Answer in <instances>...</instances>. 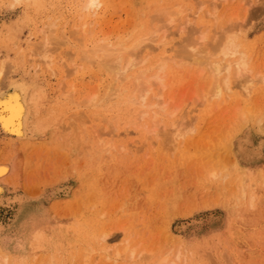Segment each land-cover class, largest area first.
<instances>
[{
  "label": "rangeland",
  "instance_id": "obj_1",
  "mask_svg": "<svg viewBox=\"0 0 264 264\" xmlns=\"http://www.w3.org/2000/svg\"><path fill=\"white\" fill-rule=\"evenodd\" d=\"M86 2L0 0V94L29 93L19 132L0 122V252L13 264H264V0ZM226 37L248 60L243 80L213 67ZM105 40L138 44L123 85L86 54ZM151 78L144 102L134 86ZM106 85L109 97L119 87L111 100ZM156 101L166 117H152ZM105 236L123 257H100Z\"/></svg>",
  "mask_w": 264,
  "mask_h": 264
},
{
  "label": "bare ground",
  "instance_id": "obj_2",
  "mask_svg": "<svg viewBox=\"0 0 264 264\" xmlns=\"http://www.w3.org/2000/svg\"><path fill=\"white\" fill-rule=\"evenodd\" d=\"M26 1V0H25ZM27 1H29V0H27ZM101 5H102V3H101V0H87V2H86V4H85V6L82 8L83 10L85 9V10H87V11H93V13L95 12L96 13V9H99L100 7H101ZM167 13H169V10H168V12ZM166 13V14H167ZM168 15V14H167ZM166 16V15H165ZM173 17H174V15H173ZM175 17H176V15H175ZM174 19L175 18H173V20L172 21H174ZM177 20H178V18H177ZM176 20V21H177ZM171 21V22H172ZM174 23V22H173ZM87 24V23H86ZM91 24V23H90ZM89 26V25H88ZM82 27V26H81ZM87 28V27H86ZM66 29V28H65ZM83 29V28H82ZM89 29V28H88ZM70 31V30H69ZM78 31V30H77ZM80 31H84V30H80ZM80 31H78V32H80ZM89 31V30H88ZM92 31V30H91ZM85 32V31H84ZM65 32H63V34H64ZM82 33V32H81ZM88 33V32H87ZM60 35H62V33L60 32L59 33ZM72 34V33H71ZM77 34H79V33H77ZM82 35V34H81ZM89 35V34H88ZM88 35H87V37H88ZM96 35H98V34H96ZM227 35H230V34H227ZM68 36V35H67ZM95 36V35H94ZM223 36V35H222ZM50 37V36H49ZM64 35H63V39H64ZM86 37V36H85ZM56 38V37H55ZM60 39L59 38V36H58V43H62L63 41V39ZM75 38H77V37H75ZM80 38V37H79ZM119 38V37H118ZM206 39H207V37H205ZM227 38L229 39V37H226V40H227ZM55 39V40H56ZM83 39H84V37H83ZM92 39V38H91ZM204 39V38H203ZM232 39V38H231ZM234 39V38H233ZM62 42H61V41ZM71 40V39H70ZM121 40V39H120ZM118 41V43H120L119 45H118V43L117 44H111L110 42H106V40H105V42L103 41V45H101L100 43H96L97 45H99L100 44V46H96V47H94L95 45H93V47L94 48H92L91 50H86V54L88 55V56H91V58H97L99 61H100V63L99 64H103L104 66H106V68L108 69V70H106V71H112V72H117L116 73V75L118 76H116L115 75V77L116 78H114L113 77V83L112 84H114L115 83V80L117 79V78H120L121 79V77H122V79L120 80V82H119V84L121 85L123 82L122 81H124L125 79H127L126 77H124V76H122V75H125V70L127 71V70H130V69H132L133 67H138L137 65L135 66V60H134V58H133V56H132V53H135L134 51H136L137 50V47H138V44H136L135 46H131V48L133 49V47H134V49L132 50V53H131V50H130V47L128 48V47H125V45H124V43H122V42H124V41ZM230 40V39H229ZM48 41V40H47ZM64 41H66V39H64ZM97 41H98V39H97ZM96 41V42H97ZM204 41V40H203ZM207 41V40H206ZM216 41V40H215ZM223 41H225V39L223 40ZM228 41V40H227ZM56 42V41H55ZM95 42V41H94ZM219 42V41H218ZM57 43V42H56ZM203 43V42H202ZM224 43V42H223ZM65 44V43H64ZM127 44V43H126ZM204 44V43H203ZM203 44H199V46H200V48L199 47H196V48H198V49H196V48H194L193 47V50L192 51H195V53L194 54H190L194 59H196V60H204L205 58L207 59V49L206 48H208V47H206V48H204L205 47V44L203 45ZM213 44H217L216 42H214ZM83 45V44H82ZM114 45H118L119 46V48L117 47H114ZM127 46V45H126ZM198 46V45H197ZM216 46V45H215ZM221 46H223V47H221ZM236 46H238V45H236ZM74 47V46H73ZM85 47H87V46H85ZM91 47V46H90ZM213 47V46H212ZM218 47H221L222 49L220 50ZM77 48V47H76ZM127 48H128V50L130 51V52H128V50H127ZM209 49V48H208ZM213 49V48H212ZM215 49H219L218 50V52H220L221 53V55H222V58H223V56L226 58L227 57V62H226V65H224V64H222V63H218V61H217V63L213 66L214 68H215V71L217 72V76H219L222 72H223V70L225 71V69H227L226 71H233V69L235 70V74L236 75H238L240 78L239 79H242V78H244V77H247L248 76V74H249V70H248V60L246 61V57H245V55H243L242 56V54H239V53H237V49H236V47L234 46V44L233 43H231L230 41H228V42H225V44H223L222 45V41H221V43L219 44V46L217 45L216 46V48ZM55 50V49H54ZM57 51V50H56ZM76 51V50H75ZM188 51H189V49H188ZM211 51V50H210ZM213 51V50H212ZM69 52V51H68ZM187 52V51H186ZM240 52V51H239ZM188 53V52H187ZM186 53V54H187ZM190 53V52H189ZM188 53V54H189ZM193 53V52H192ZM220 53H217V55H219ZM187 54V55H188ZM206 55V57H205V55ZM211 54V53H210ZM215 54V53H214ZM236 54H239L241 57L238 59V60H236V61H228L229 59L228 58H233V57H235L236 56ZM40 55V54H39ZM69 55V54H68ZM71 55V54H70ZM73 55H74V53H73ZM203 55H204V57H203ZM209 55V54H208ZM216 55V54H215ZM216 55V56H217ZM48 56V55H47ZM47 56H46V58H47ZM66 56V55H65ZM44 57V56H43ZM135 57V56H134ZM48 59V58H47ZM80 59V58H79ZM187 59V58H186ZM215 59V58H214ZM224 59V58H223ZM249 59V58H248ZM50 60V59H49ZM71 60V59H70ZM128 60V61H127ZM136 60L138 61L139 59H138V57H136ZM51 61V60H50ZM89 61V63H90V60H88ZM127 62V65H126V67H124L123 68V62ZM214 61V60H213ZM48 62V61H47ZM93 62V61H92ZM210 62V61H209ZM215 62V61H214ZM72 63V62H71ZM81 63V62H80ZM95 63V62H94ZM139 63H141V62H139ZM211 63V62H210ZM98 64V63H97ZM202 64V63H201ZM212 64V63H211ZM90 65V64H89ZM64 66V65H63ZM75 66V65H74ZM101 66V65H100ZM225 66V68H223ZM44 67V66H43ZM66 67V66H65ZM102 67L103 66H101V69H102ZM73 68V67H72ZM104 68V67H103ZM105 68V69H106ZM210 68H212V67H210ZM38 69V68H37ZM56 69V68H55ZM80 69V68H79ZM100 69V70H101ZM213 69V68H212ZM151 70V69H150ZM52 71V70H51ZM50 71V72H51ZM104 71V70H103ZM110 71V72H111ZM36 72V71H35ZM38 73H39V71H37ZM36 72V73H37ZM55 72V71H54ZM67 72V71H66ZM109 72V73H110ZM128 72V71H127ZM131 72V71H130ZM134 72H136V71H134ZM141 72V71H140ZM140 72H137V73H139L140 75L142 74V72L140 73ZM159 72V71H158ZM213 72V71H212ZM37 73V74H38ZM52 73V72H51ZM68 73V72H67ZM69 73H71V70H70V72ZM77 73V72H76ZM132 73V72H131ZM214 73V72H213ZM120 74H121V76H120ZM146 74V73H145ZM227 74V73H226ZM2 75V74H1ZM57 75V74H56ZM128 75V74H127ZM127 75H125V76H127ZM134 75H135V73H134ZM137 75L138 74H136V77H134L135 79L136 78H139V75H138V77H137ZM214 75H216V74H214ZM228 75H229V73H228ZM235 75V76H236ZM52 76H53V74H52ZM66 76V75H65ZM95 76V75H94ZM97 76V75H96ZM142 76V75H141ZM150 76V75H149ZM156 76V75H155ZM155 76H154V78H155ZM158 76V78H159V75H157ZM156 76V77H157ZM210 76H211V74H210ZM209 76V77H210ZM250 76V75H249ZM259 76V75H258ZM78 77V76H77ZM129 77H131V75L129 76ZM128 77V78H129ZM214 77V76H213ZM67 78V77H66ZM79 78V77H78ZM96 78V77H95ZM132 78V77H131ZM158 78H156V80H158ZM218 78L219 77H217V78H214V80H213V83H212V86L216 89V90H218V91H220V86H219V84L217 83V80H218ZM264 78V77H263ZM115 79V80H114ZM161 79V78H160ZM162 79H164V78H162ZM9 80V79H8ZM129 80V79H128ZM149 80H150V77H149ZM149 80H145L144 82H142V80H140V79H138V84H135V88H137V86L136 85H138V88H139V90H141L142 92H143V94L141 95L142 96V99H143V101L145 102V99L148 97V95L153 91V87L154 86H156V85H153V82H152V78H151V81H149ZM222 80V79H221ZM225 80H229V78L228 79H225ZM243 80V79H242ZM264 80V79H263ZM60 81V80H59ZM73 82H74V80H72ZM71 81V82H72ZM83 81V80H82ZM97 81V80H96ZM135 81V80H134ZM161 81H163V80H161ZM161 81H159V82H161ZM223 81V80H222ZM248 81H249V79H248ZM72 82V83H73ZM81 82V81H80ZM122 82V83H121ZM154 82H155V79H154ZM158 82V83H159ZM212 82V81H211ZM230 82V81H229ZM229 82H228V84H229ZM20 83V82H19ZM162 83V82H161ZM225 83H226V81H225ZM93 84V83H92ZM111 83H108V86H109V88H111V85H110ZM118 84V85H119ZM250 84V83H249ZM30 85V84H29ZM81 85V84H80ZM116 85H117V83H116ZM123 85V84H122ZM160 85V84H159ZM226 85V84H225ZM9 86V85H8ZM84 86H86V85H84ZM99 86H101L100 84H99ZM108 86L106 85V86H104V87H106V88H104L103 87V89H105L104 90V92L105 93H100V94H103V95H107V96H105V97H108L110 100L112 99V97L114 96V94H115V90H119L118 88L117 89H114V94H113V92H112V94H109L110 95V97L108 96V93L106 94V92L107 91H110V90H112L113 91V88H116V86H113L112 87V89H110V90H108ZM161 86V85H160ZM240 86H241V84H240ZM59 87V86H58ZM78 87V86H77ZM77 87H75V88H77ZM161 87H163V85L161 86ZM165 87L166 86H164V88H163V90L165 89ZM227 87H228V85H227ZM248 87H249V85H248ZM251 87V86H250ZM37 88V87H36ZM65 88V87H64ZM120 88H122V87H120ZM137 88V89H138ZM6 89V88H5ZM27 88H25L24 89V87H20V86H16L15 88H14V90L11 92V94H10V96H9V98H7L6 96H4V94H0V105H1V108L3 109L2 110V112H0V122H1V125L3 126V128H4V130L5 131H7V132H19V128L23 125V123H24V121H25V119H24V121H23V123H21V114L22 113H24V114H27L28 113V106H27V99H28V95H29V93H28V89L26 90ZM30 89V88H29ZM98 89V88H97ZM107 89V90H106ZM222 89V88H221ZM224 89H225V87H224ZM245 89H248V88H245ZM31 90H33L32 88H31ZM56 90H57V88H56ZM76 90V89H75ZM75 90H73V91H71V89H70V91L72 92V94H73V92L75 93ZM160 90V89H159ZM159 90H157V93H158V91ZM69 91V90H68ZM69 91V92H70ZM93 91H96V90H94L93 89ZM138 91V90H137ZM250 92H251V90H249ZM249 91H247V92H249ZM4 92V91H3ZM69 92H68V96H71L70 94H69ZM83 92V91H82ZM101 92H103V91H101ZM119 92V91H118ZM122 92V91H121ZM163 92V91H162ZM161 92V93H162ZM5 93V92H4ZM79 93V92H78ZM96 93H98L97 91H96ZM153 93V92H152ZM221 93V92H220ZM64 94V93H63ZM82 94V93H81ZM89 94V93H88ZM99 94V95H100ZM121 94V93H120ZM118 95V96H121V95ZM65 95V94H64ZM94 95L96 96V94H95V92H94ZM98 95V96H99ZM111 95H113V96H111ZM116 95V94H115ZM137 95V94H136ZM138 97H139V95H137ZM156 96V95H155ZM72 97V96H71ZM79 97V96H78ZM87 97H88V95H87ZM85 98V99H83L84 100V103H85V105H87L86 104V102H88V100L87 99H89V97L88 98ZM94 97V96H93ZM105 97H103L102 98V96H101V98L100 99H102V101L103 100H105V101H103L104 103L107 101L108 102V98H107V100H106V98ZM115 97V96H114ZM131 97V96H130ZM129 97V98H130ZM153 97V96H152ZM84 98V97H83ZM63 99V98H62ZM91 99H93V98H91ZM90 99V102H94V99H93V101ZM99 99V98H98ZM114 99V98H113ZM137 99V98H136ZM139 99V98H138ZM72 100H73V98H72ZM87 100V101H86ZM130 101H131V103L132 104H134V105H137L136 103H133L132 101H135V99H129ZM128 100V102H130ZM141 100V99H140ZM68 101V100H67ZM86 101V102H85ZM96 101V100H95ZM98 101V100H97ZM142 101V100H141ZM141 102V104L143 105V103L144 102ZM149 101V100H148ZM71 102V101H70ZM72 102H74V101H72ZM77 102V101H76ZM80 102H83L82 100H80ZM90 102H88V103H90ZM100 102V101H99ZM97 103L98 105H101V106H103L104 105V103H103V105L102 104H100V103ZM118 102V101H117ZM161 102H163L162 101V99H161ZM63 103L64 102H62V107H63ZM66 103H68V102H66ZM84 103H82V107H85V106H83V104ZM102 103V102H101ZM138 103V102H137ZM72 104V103H71ZM75 104V103H74ZM81 104V103H80ZM93 104V105H92ZM92 104H89V106H93V107H91V108H94V103H92ZM96 104V105H97ZM106 104V103H105ZM151 104V103H150ZM150 104H148V106L150 105ZM157 104V105H156ZM158 104L159 103H157V101L155 102V104H153L152 103V105H154V106H149L150 108H151V113H153L152 112V107H155V105L156 106H158ZM70 105V104H69ZM96 105H95V107H96ZM145 105V104H144ZM161 105V104H160ZM159 105V107L160 108H158V111H156V113L154 112L151 116L154 118H156L157 116H155V115H158L159 114V111H162V114L160 113L159 115L160 116H164V117H166L165 116V114L166 113H164V107L166 106L165 104H163V106H162V108H161V106ZM165 105V106H164ZM72 106V105H71ZM78 106H80L79 105V102H78ZM100 106V107H101ZM147 106V105H146ZM68 107V106H67ZM143 107V106H142ZM145 107V106H144ZM149 107H145L146 108V110L145 111H147L148 109H150ZM86 108H88L87 106H86ZM96 108H98V107H96ZM103 108V107H102ZM90 109V108H89ZM88 109V110H89ZM98 109H100V108H98ZM161 109V110H160ZM163 109V110H162ZM87 110V109H86ZM102 110V109H101ZM76 111V110H75ZM84 111V110H83ZM73 112V111H72ZM158 112V113H157ZM175 112H177V111H175ZM87 113H89V112H87ZM101 113H104V112H101ZM168 113V112H167ZM171 114V113H170ZM73 115V114H72ZM77 115V114H76ZM103 115V114H102ZM173 115H174V112H173ZM172 115V116H173ZM249 115V114H248ZM28 116H29V113H28ZM78 117H79V114L77 115ZM82 116V115H81ZM90 116V115H89ZM94 116V115H93ZM69 117V116H68ZM92 117V116H91ZM97 117V116H96ZM95 116L94 117H92V118H94V120H95V118H96ZM102 117V116H101ZM25 118V117H24ZM28 118V117H27ZM82 118H84L83 116H82ZM106 118H107V116H106ZM152 118V119H153ZM154 118V119H155ZM158 118V117H157ZM161 118V117H160ZM172 118V117H171ZM44 120L46 119V118H43ZM57 119V118H56ZM102 119L104 120L105 119V117L103 118L102 117ZM142 119V118H141ZM27 120V119H26ZM31 119H29V121H30ZM48 120V119H47ZM69 120V119H68ZM86 120V119H85ZM28 121V122H29ZM58 121V120H57ZM71 121H72V119H71ZM84 121V120H83ZM102 121V120H101ZM152 121H155V120H152ZM161 121V120H160ZM174 121V120H173ZM27 122V123H28ZM45 122H46V120H45ZM73 122V121H72ZM157 122V121H156ZM179 122V121H178ZM244 122V121H243ZM61 123V122H60ZM74 123H75V121H74ZM158 123V122H157ZM175 123L176 122H173V126L175 127L176 125H175ZM82 124V123H81ZM84 124V123H83ZM106 124V123H105ZM165 125V124H164ZM68 126H69V124H68ZM71 126V125H70ZM76 126H77V124H76ZM105 126V125H104ZM166 126V125H165ZM31 127V126H30ZM92 127V126H91ZM178 127V126H177ZM26 128V127H25ZM69 128V127H68ZM92 128H94V127H92ZM105 128H106V126H105ZM104 128V129H105ZM176 128V127H175ZM29 129V128H28ZM103 129V128H102ZM158 129H159V127H158ZM95 130V129H94ZM177 130V134H179V135H182V130H180V128L178 127V129H176ZM102 130H100V132H101ZM155 131V130H154ZM160 131V130H159ZM184 131V130H183ZM34 132V131H33ZM150 132H152V131H150ZM93 133H95V131L93 132ZM99 133V132H98ZM161 133V132H160ZM159 133V134H160ZM163 133V132H162ZM161 133V134H162ZM185 133V132H184ZM5 134V133H4ZM8 134V133H7ZM41 134V133H40ZM155 135V134H154ZM175 135V134H174ZM185 135V134H184ZM178 138V135H175V137L174 138ZM151 138V137H150ZM22 139V138H21ZM27 139V138H26ZM12 141V140H11ZM175 141V140H174ZM173 141V142H174ZM107 148V147H106ZM105 149V148H104ZM1 167V166H0ZM3 167H5V166H3ZM7 168V167H6ZM1 172H2V170H1ZM1 176V175H0ZM244 181V180H243ZM241 183V182H240ZM243 185V184H242ZM241 185V186H242ZM245 192V191H244ZM245 195V194H244ZM101 246V251H100V257H103V258H106L107 260H112L114 257L115 258H117V260H118V258L120 257V256H122L119 252H117V253H115V254H113L112 255V247H110V245H109V242H108V239H107V237L105 236V237H102V244L100 245ZM128 247V246H127ZM126 247V248H127ZM18 248V247H17ZM128 249V248H127ZM134 249H136V248H134ZM134 249H131V255L133 256L134 255V253H135V250ZM32 251V250H31ZM123 254V253H122ZM30 256V255H29ZM146 256H148L149 257V254L147 255L146 254ZM11 256H9V258H10ZM19 257V256H18ZM123 257V256H122ZM8 257L6 256V255H4V253H1L0 252V264H10V263H12L13 264V262H8V259H7ZM13 258V257H12ZM22 258V257H21ZM24 258V257H23ZM121 258V257H120ZM132 258V257H131ZM147 258V257H146ZM89 259V258H88ZM18 260L19 259H17V262H18ZM22 260V259H21ZM114 260V259H113ZM13 261V260H12ZM25 261H26V259H25ZM36 261V260H35ZM85 261V260H84ZM20 262V261H19ZM18 262V263H19ZM110 262V261H109ZM117 262V261H116ZM26 263V262H25ZM24 263V264H25ZM29 263V262H28ZM114 263V262H113Z\"/></svg>",
  "mask_w": 264,
  "mask_h": 264
}]
</instances>
